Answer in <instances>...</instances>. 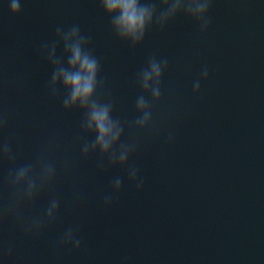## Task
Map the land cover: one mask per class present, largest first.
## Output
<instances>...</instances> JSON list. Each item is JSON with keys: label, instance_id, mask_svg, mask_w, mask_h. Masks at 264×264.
Segmentation results:
<instances>
[{"label": "water", "instance_id": "1", "mask_svg": "<svg viewBox=\"0 0 264 264\" xmlns=\"http://www.w3.org/2000/svg\"><path fill=\"white\" fill-rule=\"evenodd\" d=\"M19 2L14 15L0 0V264H264V0H211L205 30L186 12L201 0H170L177 14L163 26L162 0H140L156 13L135 45L100 0ZM77 44L99 63L93 99L123 126L109 152L135 149L124 166L99 146L85 156L95 126L86 131L84 110L63 106L60 70H78ZM152 58L167 60L159 100L155 75L143 87ZM141 96L148 107L137 109ZM22 167L31 169L17 186ZM69 229L78 249L62 242Z\"/></svg>", "mask_w": 264, "mask_h": 264}, {"label": "clouds", "instance_id": "2", "mask_svg": "<svg viewBox=\"0 0 264 264\" xmlns=\"http://www.w3.org/2000/svg\"><path fill=\"white\" fill-rule=\"evenodd\" d=\"M101 5L105 12L112 17V27L116 34L121 39H131L132 43H140L145 36L146 30L152 25L153 18L156 13L155 5L141 4L140 0H100ZM166 11L160 13L156 18V22L163 26L168 20L173 18L177 12L175 6L170 5V0H162ZM211 0H201L197 5L196 14H192V10L188 9L186 12L193 16L194 18L201 21L202 30H205L208 26V21L205 20V16L209 10ZM10 10L15 14H19L21 11L19 0H10ZM70 31L79 33L78 28L73 27ZM59 29L57 34H59ZM81 41L85 42V39L81 37ZM70 66L75 68L78 64V70H66L61 69L60 72L63 74V87L69 90V94L65 97L63 101V106L66 110L75 108L79 106L80 109L85 112V119L83 122V127L86 131L91 132L93 126L98 133L94 143L91 145L85 144L83 148V154L88 155L89 151H96L97 146H99V151L109 157V161L112 164H119L124 166L130 154L134 152V147L121 145L120 151L117 154L112 148L109 152L110 145L117 144L120 141L121 133L123 132V126L118 120L112 118V105L110 103H101L98 100L93 99L96 89H97V74L99 71V63L97 59L92 56L89 52L84 51L77 44L73 48V56L69 60ZM167 66V60H156L155 58L150 59L149 66L147 69L143 70V87L147 89V81L152 78L153 75L156 77V85L153 89V96L156 100L160 99V81L162 77V72ZM201 76L203 79H207L208 70L205 68ZM58 84L57 72L54 70L51 87L53 91L56 90V85ZM194 92H199L200 82L199 80L195 82L193 86ZM137 109H144L148 107L147 102L144 100L143 96L139 97L136 103ZM151 120V111L144 112L143 115L137 119L136 125L144 126L146 122ZM115 129V131H114ZM3 152L5 155L9 154V147L7 144L3 146ZM49 175V182L54 176V168L50 165H45ZM30 167H22L18 170L14 184L19 186V178L24 177L26 173L30 170ZM129 179L132 181L137 180V170L135 168H130L128 173ZM121 180L117 178L113 182V190L119 192L121 189ZM142 181L138 183V188L142 187ZM29 191H25L24 195L27 199L31 200L33 198L32 189L36 188V181L34 179H29L28 181ZM111 203V197H105V204ZM59 205L56 200L50 202V206L47 209V219L49 221L53 220L54 216L58 212ZM36 229L41 227V222L36 221L32 226ZM31 230V229H30ZM63 243L74 244L78 249L80 247V241L75 238L74 233L69 229L63 238Z\"/></svg>", "mask_w": 264, "mask_h": 264}]
</instances>
